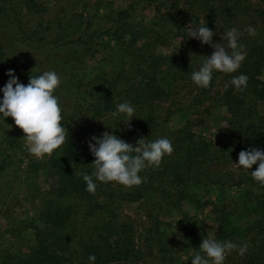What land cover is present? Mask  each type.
I'll use <instances>...</instances> for the list:
<instances>
[{
    "label": "trees",
    "instance_id": "obj_1",
    "mask_svg": "<svg viewBox=\"0 0 264 264\" xmlns=\"http://www.w3.org/2000/svg\"><path fill=\"white\" fill-rule=\"evenodd\" d=\"M124 3L113 10L104 0H0V89L10 69L25 85L30 75L54 70L62 81L54 95L68 130L65 143L40 160L27 150L14 120L0 114V215L21 203L22 183L33 190L24 198L33 204V216L1 231L16 243L0 237V264H90V255L94 264H139L133 225L118 213L120 205L133 203L141 204L149 222L145 240L159 242L161 253L169 254L165 241L174 229L188 235L185 251L200 245L204 233L192 244L189 236L199 230L197 213L209 209L216 240L249 245L243 256L238 249L227 255L224 264H264V186L251 176L258 163L237 173L224 171L238 164L242 150L264 151V0ZM137 8L153 9L150 22H136ZM33 18L37 22L31 24ZM190 23L208 27L216 33L213 43L225 45L223 34L235 27L247 52L239 70L214 71L208 88L195 85L191 73L214 49L189 36ZM249 25L255 36L245 30ZM103 50L115 51L114 68L97 71L89 62ZM241 74L248 77L247 87L237 91L229 81ZM123 102L135 109L129 124L125 114L110 115ZM210 123L216 127L211 138L195 133ZM105 131L133 145L141 137H165L174 151L158 168L139 173L141 185L93 177L91 193L83 179L95 171L88 142ZM14 166L21 183L8 179ZM41 173L46 188H38ZM170 258V264H181Z\"/></svg>",
    "mask_w": 264,
    "mask_h": 264
},
{
    "label": "clouds",
    "instance_id": "obj_2",
    "mask_svg": "<svg viewBox=\"0 0 264 264\" xmlns=\"http://www.w3.org/2000/svg\"><path fill=\"white\" fill-rule=\"evenodd\" d=\"M189 36L197 39L202 44L210 45L214 51L207 56L202 66L191 73L195 85L208 88L211 84L213 72L230 74L237 72L242 62L246 59L247 52L244 45L239 42L240 32L234 27L223 34L224 43H213L216 35L204 25L194 27L191 23L186 27ZM249 35L255 36L256 29L249 25L245 29ZM230 50V51H229ZM9 79L0 89L3 98L0 99V114L4 118L11 117L15 126L24 133L27 150L37 158L51 156L59 149L68 137V130L63 126L62 108L59 98L54 95L61 85V77L57 72L45 71L39 76L29 77L27 85L20 83L14 70L6 73ZM246 75L234 76L229 83L235 90L243 91L247 87ZM227 84L225 87L227 88ZM135 109L128 102L119 103L116 111L110 113L112 117L125 114L126 124L134 117ZM130 126V125H129ZM88 147L95 157L92 165L95 171L91 175H84L87 191L94 193L96 183L116 182L125 187L139 186L144 182L139 173L147 167H159L163 158L172 155L174 148L171 140L161 137L155 141H148L141 137L133 145L124 141L108 131L101 137L93 135ZM258 163L255 171H251L252 178L264 186V151L253 147L239 153L237 167L249 170ZM249 245L234 243L232 241H218L209 235L202 240L199 248L204 255L196 254L191 259V264H224L227 255L234 250L243 256L248 251ZM90 264H94L96 257L89 256Z\"/></svg>",
    "mask_w": 264,
    "mask_h": 264
},
{
    "label": "rangeland",
    "instance_id": "obj_3",
    "mask_svg": "<svg viewBox=\"0 0 264 264\" xmlns=\"http://www.w3.org/2000/svg\"><path fill=\"white\" fill-rule=\"evenodd\" d=\"M60 1L67 2V0H60ZM104 1L112 2L113 7L111 8L113 10H116L118 8H125L126 6L124 3V0H104ZM94 2L95 0H93V3ZM101 10L103 11L105 10V8ZM106 11H109V9H106ZM154 14L155 12H153L152 8L150 9L146 8L143 10L141 8H137L136 12L133 14V17L137 23L141 22V23L147 24V22H150ZM23 21H25V19H23ZM34 22L35 23L37 22L36 18H33V22H31V24ZM66 32L72 33L73 30L66 29ZM104 42H105V37H104ZM106 45L107 43H104L103 49H105ZM157 52L165 53V52H168V49L159 48L157 49ZM113 54H115L114 50L113 51L103 50L102 57L95 58L94 60L89 62L90 65L89 64L88 65L95 67L97 71H99V69H101L102 67L107 68L108 70H111L112 68H114L112 64V60H114L115 58L114 59L113 57L111 58V55ZM28 55L29 54H26L25 56L28 57ZM102 58H105V62L101 61ZM106 64L108 65L107 67H105ZM166 107H167V104H166ZM186 118L191 120L190 116H187ZM180 125L181 123H178L177 126L179 127ZM215 130H216V127L212 123H210L206 127L200 126L194 129L197 135L205 136L207 138H211V136L215 134ZM238 168L239 167H237L236 165H230L224 171L229 170L231 172L234 171L235 173H237L239 170ZM242 170L244 171L245 169L242 168ZM14 178H17V183H21L22 178H21L20 172L17 170V166H14L10 169V177L8 179L13 180ZM48 181L50 183L52 182L51 184H53V181L51 179ZM46 186H47V179L45 178L44 174L41 173L39 180H38V188H42V187L46 188ZM32 191L33 190L29 188L28 185H26V183H22L20 192H19V196H22L21 203L17 205V207L13 208L11 210L12 212L8 214L7 216L0 215V237L1 239L4 238L7 241L9 240L13 242L14 244L16 243L15 238L11 239L9 238L10 235L8 234L3 235L1 231L10 227L15 221L26 220L27 218L33 216V207H32L33 204L29 201H24V198H26L28 194H31ZM140 208H142L140 203H133V204H128V205L124 204V205H120V207L118 208V213L120 217H122V220L133 225L134 233H135V241H134L135 248L136 249L138 248L139 250H141V254H142V257L139 259V264H170L169 262V260L171 259L170 256H172L174 260L178 258L181 264H191V259L196 254L201 253V250L199 248L200 245H196V248L194 250L190 249L189 245H187L189 249L185 251L183 249V246L186 242H183V241L187 238L188 235L185 234L184 232L176 233L175 229L168 233V237L165 241L169 249V254L161 253L163 248L159 246V242H155L153 240H149V241L145 240V237L147 238L146 231L149 230L150 227H149V222L145 217V213ZM197 214L200 217V220L202 221L200 222L199 230L197 231V233L189 236V238L191 239V242L189 244H192V241L196 239V236L202 233L205 234V237H203L204 239L208 238L209 235H211L214 238L217 234L216 224L212 220V215L209 213V209H205L201 215L199 213ZM86 226L90 227L91 222L86 224ZM162 247H164V245H162ZM119 264H123V263H119ZM125 264H129V263H125Z\"/></svg>",
    "mask_w": 264,
    "mask_h": 264
}]
</instances>
